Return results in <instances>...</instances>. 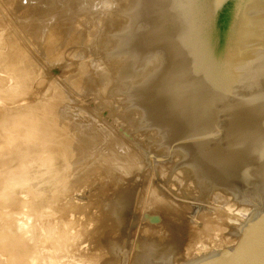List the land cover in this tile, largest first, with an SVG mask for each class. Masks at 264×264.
<instances>
[{
    "label": "rangeland",
    "instance_id": "obj_1",
    "mask_svg": "<svg viewBox=\"0 0 264 264\" xmlns=\"http://www.w3.org/2000/svg\"><path fill=\"white\" fill-rule=\"evenodd\" d=\"M69 1L72 3H70L71 5L68 3ZM69 1L15 0L12 2V0H5V3L4 0H0V40L2 41H0V96L4 98L7 96V93H9L10 95L12 94L11 96H17L19 102L21 101V105H18L19 102L16 101V103L14 102L15 104L10 102L14 105L10 106L11 104L9 102L5 103V100L1 101L2 99L0 98L2 106L3 104L6 106L9 103V107L7 105L8 109L7 107H4L5 109L2 108L0 104V119L1 117L7 119L6 122L4 121V127L0 124V145H2L3 148L8 147V142H10V145H14L17 143V140L14 139L16 137L17 139L20 137L19 141H23L24 138L27 137L28 132H33L32 129H27V125L36 119L37 114L40 115L39 117H43L39 127L46 128L41 135L43 137L41 138V136H39L41 139V141H39L41 142L40 145L39 142L36 144L37 147L39 145V149L35 146L34 140L32 141L34 144L31 140H26V144L24 140L22 142L23 144L13 146L15 148L11 149L13 151L8 152L10 156L7 155V159H0V189L6 188L2 191L8 194L9 192L6 191L7 189H9V191L11 190V193L13 191V194H9L12 195L11 197L0 190V212H2L0 216L3 217L1 223L4 224L2 225L0 223V233L2 235H0V244L3 245H0V252H2L0 253V259L2 258L4 260L6 256L5 262L9 264L16 262V260L14 261L13 255L11 256L15 251V259H19L17 260L19 262H16L17 264H21L24 259H28L29 253L33 256L29 254L28 261L30 260V264L36 259H39L38 264L39 261H41L40 264H52V262L54 264L55 260H58L55 261L56 264L57 262L61 264H171L170 259L172 258L170 255L176 253L180 254V252H182V254L186 253V250H184L186 247L185 249H187V252L188 249L190 251L193 250V253L190 254L192 256L189 255L188 257L191 260L189 259L187 263H184L189 264L194 260L221 251V249H217L227 242L226 235L228 233L226 230L221 231L213 228V225L219 224L221 222L219 219L223 217L222 213H218L217 207H215L216 205L214 204L215 202L212 201V196H214L215 193L217 194L216 190L219 189L220 192H224L222 190L226 191L228 188L227 190H229L230 194L237 196L241 201H255L260 203L261 205L259 207L262 206V209H264V34H260L261 38H256V33L252 27L247 41L244 40L241 42V49H239L234 61V69L230 71L229 75L227 73L228 70L223 73V75H216L213 73L214 71L211 72L210 70L213 67L205 63L209 56V52L204 43V39L199 37V35H203L201 30L197 29L199 24H197L194 18H192L193 16H191V7H193L194 0ZM249 7L247 11L248 19L255 20L256 16L260 15V12L263 10L261 8L264 7V5ZM49 12H51V14ZM108 15L111 16L109 17ZM100 16L103 18L106 16L107 18L103 20ZM28 18H30V20L31 18L35 20V23L36 20L38 22L36 24L33 22L26 28V26L29 25V21H26ZM53 18H56V21L60 19L58 21L59 23H56ZM46 19L49 21L47 22L48 27L50 25V28H52H49L51 32L53 29H59L57 30L58 33L56 31L57 34H55V36L51 35L53 36V40H51L50 37L48 40L47 34H44L47 38L46 36L44 38L40 36L42 32H44L42 25L46 23L44 22L47 21ZM1 20L4 23L1 22ZM41 20H43L42 25L39 23ZM52 21H55V24H53L54 22ZM106 21L108 22L105 23ZM103 23H105L106 26H104L105 28L103 27L102 30V27H99V25ZM38 24H40V28ZM57 25H59V28H57ZM60 25L63 27H60ZM23 26L25 30H23ZM73 26L80 30H78V32L77 30L72 31L69 39L66 32L68 29L71 31ZM19 27H21V29ZM11 28L15 30L12 31ZM17 28L20 31H18ZM28 28L35 30H28L30 32L27 31L26 34ZM36 28L43 31L37 30ZM93 28L95 30H100L98 32L99 36L96 35V37H98V46L96 44L95 47L97 48L88 47L89 49H86L85 47L87 46L84 45L81 40L85 41L87 39L86 36L94 32ZM4 30L5 35L3 34ZM194 30L198 31L196 32ZM62 31L65 33L63 34ZM35 32L40 34V38L36 37L38 34ZM30 33H34L33 36H31ZM28 34L30 35L27 37ZM2 35L3 37L5 36L4 38H7L2 39ZM65 35L66 42H64ZM13 36L14 39L12 38ZM17 36L18 38H15ZM59 36H62V38L59 40L55 38H59ZM32 37L37 38H34L35 42L42 40L43 45L40 41V46L38 45L39 43L36 44L35 42H31L34 41ZM72 37H76L77 39L74 38L76 41L81 38L79 40L81 43L77 45ZM83 37L85 40L82 39ZM28 38L32 40H28ZM100 38L101 40L104 39L100 41ZM201 38L202 40H200ZM43 39L53 42L48 43ZM68 39L70 42L67 41ZM71 39L74 41H71ZM12 42H14V45ZM32 43L34 45H31ZM51 44H53L52 47ZM62 44H64V48ZM38 46L40 49L39 52H37ZM24 49H26L28 53H26ZM22 50L23 52H21ZM60 50L62 53L66 51L64 52L65 54L61 55ZM40 51L43 53V56H41ZM82 52L83 54H81ZM91 53L94 57H97L95 58L96 61L98 57L100 60L103 59L101 62L104 61L105 67H103L104 64L102 65L100 60L98 61L102 66L101 68L98 61L95 62L94 66L91 64V72L89 71L90 76L94 74L95 67H99L101 70L98 71L99 69L96 68L95 75L93 77L91 76L94 78L97 73V77L94 78L96 80L94 84L96 89H94V85H92L93 81H90L92 78L88 76L91 78L87 79L90 83L82 80L81 84H83L84 87V83L86 84L85 89H87L88 84L90 86L88 87L89 89L77 92L76 90L78 89L75 85L78 83H73L74 79L77 78L80 73L79 68L82 64L80 60L84 58L82 61H87V56H89L87 58L89 60L90 56H92ZM97 53L99 54L97 55ZM69 54H73L74 56H70ZM15 55H17V57ZM23 55L24 57H22ZM58 56L61 57L59 58ZM7 58L8 60H6ZM27 58L28 61H26ZM13 61L18 63V65ZM260 61H262L263 64H260ZM68 64H71V66ZM238 65L240 66L239 69ZM34 67L36 72H39L36 73ZM106 67L109 70H107ZM41 68L42 70H40ZM217 68L219 71L221 70L219 66H217ZM8 69H10V71ZM15 71H18V73ZM102 71L104 73H102ZM109 73L112 75L111 77L108 75ZM39 74H42L41 77ZM63 77L65 79H63ZM221 78L223 81H221ZM97 82H99V85ZM109 82H111L112 85H110ZM107 83L109 85H107ZM98 86H102L103 89ZM104 87L107 90H105ZM56 88L60 89L57 90ZM99 89L102 91L100 92ZM25 90L28 92H25ZM2 93L6 95L3 96ZM23 95L32 96L30 98L27 96L28 98L25 100L22 98L24 97ZM63 95H65V97ZM71 106H73V108ZM44 107L46 108L44 109ZM1 110L5 111V113H2ZM19 110H23L21 115ZM82 112L84 115H82ZM30 113H32L31 115L34 119L31 117ZM138 113L139 116H137ZM3 114L6 115L3 117ZM68 114L69 118H67V121L65 116L68 117ZM24 115L26 117L30 115L29 119H22L21 121L23 123L20 122L14 127L12 119L18 122V119L20 120L22 118L21 116L24 117ZM62 119L65 120L64 125L61 124ZM60 124L63 125L61 128L62 130L57 133L65 134L64 138L69 141L70 139L72 141V138H70L71 133L77 131L74 130L75 127H72L77 124L80 125L81 128L83 125L86 127L92 125L94 129L100 127L101 129H97L100 130L98 131L99 135H104L103 132L110 133L113 130L114 132L112 131L109 135L111 137L112 134H115V141H110L114 140V136L112 135L113 138L111 137L112 139H108L111 144L107 141L102 145L98 144L100 146L96 148L93 145L90 147L91 144L89 143L87 144L84 142L83 144L81 142V145L78 144L76 147L73 146L74 149L72 150L75 152L71 153L74 156H69V154L71 155V153H69L68 156L66 155V157H64L63 153L66 151L65 148H68V145L66 146L63 143V146L62 144H58L57 141L54 143L52 140L49 141V143L47 138L49 135L56 132L57 126ZM5 125L7 127L10 125L12 127L9 126V128L6 129ZM122 125L124 126L122 127ZM13 127H19L20 129L17 128V132ZM86 127L84 128L86 129ZM13 130L17 133H14ZM21 130L24 134L21 133ZM6 132H10L9 135L6 134ZM82 132L84 133L86 131ZM19 133L26 135L23 138ZM12 134L14 135L13 137L11 136ZM10 137L13 138L12 141L16 143L12 144L13 142L9 141L11 139ZM118 138L120 140H118ZM26 139H28V137ZM121 139H124L125 142ZM41 144L43 145L41 146ZM105 144H107V148ZM113 144L115 145L114 149H116L113 150L114 155L110 152L112 151L110 147ZM24 145H26L30 151L34 150L31 152L28 150L24 153ZM59 145L62 146L60 147ZM16 146H18V149ZM42 147L44 148L42 149ZM58 147L61 148V151L65 149L64 152L57 149ZM70 148L67 150H70ZM101 148L103 150H101ZM40 149L42 150L40 151ZM85 149H89V152L94 150V155H92L94 158L92 156L90 157L89 153L84 154L83 152ZM107 149H110L109 152ZM20 151L23 152V155ZM12 152L14 153L13 156L16 157L11 155L13 154ZM52 152H56L57 154L54 153V155ZM36 153L38 155H36ZM108 153H110L111 156ZM87 155H89L90 158ZM19 156L23 158L20 159ZM99 156L101 157L99 158ZM108 156L109 158H114L112 165V160L110 158V161ZM67 157H70V159ZM77 159H79L78 162ZM196 165H198L201 172L204 171L205 177H200L199 179L195 175V169L196 171L199 169ZM78 168L79 170H77ZM182 172H185V177L190 178L191 183L188 182V184H184L182 182ZM69 177L71 180H69ZM69 181L71 185L73 184L72 186L68 185ZM220 183L226 184L222 185L225 189H222ZM67 185L68 187H66ZM56 190H58V192ZM55 191L57 193H54ZM53 195H55V197H51ZM56 196L59 197L57 198ZM4 197H7V199L10 197L12 200L10 198L8 200H11L10 202L12 203H8L7 199L6 201H2V199L5 200ZM53 199L55 201L54 203ZM3 202L6 203L4 204ZM7 204H10V207ZM13 204L15 206H13ZM16 204H18V206ZM4 205H7L5 206L6 208ZM26 205H30L31 207L29 206L26 208ZM49 205L52 207H49ZM12 206L15 207L14 210L18 207H24L21 209V212L19 211L20 208L17 209L18 211H14L11 209L13 208ZM55 207V211H57L59 215L53 211L51 213L49 212L51 211L50 208L53 210ZM29 208H33L32 210H34L32 212L34 215L32 216H35L37 211L40 213L36 214V216L33 217L34 219L30 218L32 216L26 212L28 211V213L31 214L32 210H26ZM60 209L64 210L61 211ZM15 212L16 215L14 214ZM24 212L25 214H23ZM46 212L50 213L51 218ZM11 213L13 214L11 215ZM25 215L28 216L25 217ZM37 216H39V218ZM36 217L39 220H37ZM149 217H157L160 221H150L148 219ZM43 219L49 222L45 223L46 221ZM249 219H247V222L243 223L244 226L253 220ZM28 220H30V222L32 221V223H28ZM22 222L24 225H22ZM37 223L39 224L37 225ZM57 225H61L58 228L61 231L58 229V231L55 230ZM94 225L95 227H93ZM27 226L30 229H28ZM65 226L69 229L65 230ZM22 227L27 229H23ZM21 230L22 232H20ZM18 232L20 234L24 233V235H20ZM41 232H43V234ZM64 232L66 233L63 234ZM15 233H18V235L16 234L17 238L13 235ZM48 233H50V235ZM52 233L56 234L55 237ZM3 235H6L5 238L8 237L6 241L3 240ZM25 235L27 236L25 237ZM20 236L23 238H21L23 241L19 239ZM10 239L12 241H10ZM17 239L23 243L19 241L22 246L25 245L23 248L17 247L16 249L18 244V246H20ZM2 240L5 242V246ZM13 240H16V243ZM26 242L28 245L31 244L32 247L29 245V248H25L28 246ZM6 243L9 244V250L5 249L8 245ZM12 244H16V246ZM234 245L235 244L231 246ZM212 246L215 247L216 250H211ZM13 247H15L16 250ZM20 248H25V251H27H22V257L19 253L21 252ZM11 249L14 251L12 252ZM30 249H32L33 251H31L34 253L29 251ZM10 258L13 259L10 260ZM3 260L0 261V264L3 263ZM8 260H10V262H8ZM28 261H24L23 264H29L25 263ZM33 264H37V261Z\"/></svg>",
    "mask_w": 264,
    "mask_h": 264
},
{
    "label": "bare ground",
    "instance_id": "obj_2",
    "mask_svg": "<svg viewBox=\"0 0 264 264\" xmlns=\"http://www.w3.org/2000/svg\"><path fill=\"white\" fill-rule=\"evenodd\" d=\"M1 1H2V0H1ZM10 1H11V0H10ZM14 1H15V0H14ZM14 1L12 0V2H14ZM62 1H63V0H62ZM67 1H69V0H67ZM71 1H72V0H71ZM4 2H5V0H4ZM4 2H2V3H4ZM12 2H11V3H12ZM64 2H65V1H64ZM75 2H78V1H75ZM109 2H110V1H109ZM2 3H1V4H2ZM5 3H6V2H5ZM8 3H9V2H8ZM68 3L70 4L71 2L69 1ZM79 3H80V2H79ZM263 3H264V1H263ZM66 4H67V3H66ZM71 4H72V3H71ZM71 4H70V5H71ZM80 4H81V3H80ZM106 4H107V3H106ZM8 5H9V4H8ZM8 5H7V6H8ZM12 5H14V4H12ZM3 6H4V5H3ZM9 6H10V5H9ZM9 6H8V8H9ZM68 6H69V5H68ZM116 6H117V5H116ZM77 7H78V6H77ZM62 8H63V7H62ZM64 8H66V7H64ZM67 8H68V7H67ZM22 9H23V8H22ZM263 9H264V8H263ZM31 10H32V9H31ZM51 10H52V9H51ZM64 10H65V9H64ZM33 11H34V10H33ZM58 11H59V10H58ZM69 11H70V10H69ZM81 11H82V10H81ZM191 11H192V14H193V15L191 14V16H193L192 18H194V20L197 22V24L199 23L202 27H204V28L206 27V28H207V25L205 24V22H204V21H200V20L197 18L198 16L195 15V9H194V6L191 7ZM54 12H55V11H54ZM49 13L51 14V12H49ZM78 13H79V12H78ZM54 14H55V13H54ZM66 14H67V13H66ZM79 14H80V13H79ZM189 14H190V13H189ZM20 16H21V15H20ZM31 16H33V15H31ZM61 16H62V15H61ZM61 16H60V17H61ZM67 16H69V15H67ZM67 16H66V17H67ZM79 16H80V15H79ZM97 16H98V15H97ZM106 16H107V15H106ZM106 16H105V18H107ZM108 16H109V15H108ZM110 16H111V15H110ZM110 16H109V17H110ZM260 16H261V15H260ZM10 17H12V16H10ZM28 17H29V16H28ZM50 17H51V15H50ZM52 17H53V16H52ZM57 17H58V16H57ZM60 17H59V18H60ZM100 17H102V16H100ZM0 18H1V17H0ZM69 18H70V17H69ZM105 18L102 17L103 20H104ZM116 18H118V17H116ZM5 19H6V18H5ZM23 19H24V18H23ZM44 19H45V18H44ZM44 19H43V20H44ZM48 19H49V18H48ZM48 19H46L47 21H44V22H46V23L43 24V25H42V23H43L42 21H43V20L39 21V23H41V25L43 26V27H42V26H41V27H42V29L44 30V32H42V35L38 34V32L43 31V30H40V29H39V28H40V26H39L40 24H38V27H39L38 29H39L40 31H38L37 33L35 32L36 34H38V36L35 35L36 37H39V35H40L41 37L44 38V37L46 36V35H44V34H47V35H48V40H49L50 38H51V40H53L52 37L55 36V34L58 33L57 30H59V29H57V28H59V25H57V28H56V26H55V28H56L57 30L53 29V31L51 32L50 29H52V28H50V25H49V27H48V23H47V22H49ZM53 19H54V18H53ZM75 19H76V18H75ZM96 19H97V18H96ZM14 20H15V19H14ZM20 20H21V18H20ZM24 20H25V19H24ZM49 20H52V19L50 18ZM54 20L56 21V18H55ZM59 20H60V19H58V20L56 21V23H59V22H58ZM68 20H70V19H68ZM87 20H88V19H87ZM93 20H94V19H93ZM107 20H109V19H107ZM8 21H10V20H8ZM22 21H23V20H22ZM22 21H21V23H22ZM26 21H29V22H28V23H29L28 26H26ZM26 21H25V26H26V28H27V27H29L30 24L33 23L35 20H33L32 18H31V20H30V18H28ZM55 21H52V22H54L53 24H55ZM98 21H99V20H98ZM98 21H97V22H98ZM1 22H3V21L1 20ZM6 22H7V21H6ZM37 22H38V21L36 20V23H37ZM52 22H51V24H52ZM62 22H63V21H62ZM71 22H72V21H71ZM107 22H108V21H106L105 23H107ZM3 23H4V22H3ZM7 23H8V22H7ZM34 23H35V22H34ZM36 23H35V24H36ZM66 23H67V22H66ZM68 23H69V22H68ZM78 23H79V22H78ZM82 23H83V22H82ZM82 23H81V24H82ZM85 23H86V22H85ZM105 23H103L102 25H99V27H100V26L102 27V28H101L102 30H103V27L106 26ZM112 23H113V22H112ZM8 24H9V23H8ZM19 24H20V23H19ZM60 24H61V23H60ZM100 24H101V22H100ZM110 24H111V23H110ZM1 25H2V24H1ZM16 25H18V24H16ZM23 25H24V23H23ZM32 25H33V24H32ZM32 25H31V28H32ZM46 25H47V27H46ZM64 25H65V23H64ZM7 26H8V25H7ZM33 26H35V25H33ZM44 26H45V28H44ZM61 26H62V25H60V27H61ZM67 26H68V25H67ZM107 26H108V25H107ZM242 26H243V27L240 26V28H239L240 32H243L242 29H244V30H245L244 32H246V33H242V34H243L245 37H246V34H247L248 37H249V32H250V31H249V28H251L252 25H249V21H247V20L245 21V20H244V23L242 24ZM0 27H1V26H0ZM36 27H37V26H36ZM52 27H53V25H52ZM62 27H63V26H62ZM79 27H80V26H79ZM99 27H98V28H99ZM19 28L21 29V27H19ZM23 28H24V29H23ZM23 28H22V29L25 30V27H24V26H23ZM31 28H28V29L26 30V34H27V31H28V30H35V29H31ZM33 28H34V27H33ZM49 28H50V29H49ZM73 28H74V29H73ZM73 28H71V31H69V29H68L67 32H66L67 35L69 36V39H70V36H71L70 33H71L72 31H76V30H77V32H78V30H80V29H77V27H75V26H73ZM94 28H95V27H94ZM94 28H93V29H94ZM96 28H97V27H96ZM104 28H105V27H104ZM107 28H108V27H107ZM9 29H10V28H9ZM17 29H18V28H17ZM36 29H37V28H36ZM38 29H37V30H38ZM62 29H63V28H62ZM62 29H61V30H62ZM91 29H92V28H91ZM1 30H2V29H1ZM11 30L13 31V30H15V29H14V28H13V29L11 28ZM82 30H83V29H82ZM104 30H105V29H104ZM7 31H10V30H7ZM18 31H20V30L18 29ZM18 31H17V32H18ZM45 31H46V32H45ZM56 31H57V33H56ZM83 31H84V30H83ZM83 31H82V32H83ZM99 31H100L99 29H98V30H95V29H94V32H91V33H89L88 36H86V37H87L86 40H85V38H84V37H85V35H84V37H83L82 39H84L85 41L81 40V42H83L84 45L87 46V47L84 46L86 49H89L88 47H90V48H91V47H92V48L95 47V45L97 44V38H98V37H96V35H98V32H99ZM28 32H30V31H28ZM59 32H60V31H59ZM68 32H69V33H68ZM102 32H103V31H102ZM7 33H9V32H7ZM7 33H6V36H7ZM11 33H12V32H11ZM11 33H10V34H11ZM31 33H32V32H31ZM31 33H30V34H31ZM40 33H41V32H40ZM62 33H63V31H62ZM64 33H65V32H64ZM64 33H63V34H64ZM75 33H76V32H75ZM100 33H101V32H100ZM3 34L5 35V30H4V33H3ZM10 34H9V35H10ZM12 34H15V33H12ZM22 34H23V33H22ZM30 34H28L27 37H28ZM33 34H34V33H33ZM33 34H31V36H33ZM59 34H60V33H59ZM80 34H81V33H80ZM101 34H102V33H101ZM51 35H53V36H51ZM86 35H87V34H86ZM68 36H67V37H68ZM74 36H75V35H74ZM77 36H78V34H77ZM98 36H99V35H98ZM0 37H1V35H0ZM4 37H5V36H4ZM4 37H3V35H2V39H3ZM25 37H26V36H25ZM36 37H32V38H33V39H34V38L37 39ZM49 37H50V38H49ZM78 37H79V36H78ZM199 37H202V38L205 40V36H204V35H202V36L199 35ZM6 38H7V37H6ZM6 38H4V39H6ZM12 38L14 39V36H13ZM15 38H18V36L15 37ZM39 38H40V37H39ZM46 38H47V36H46ZM55 38L59 40L60 38H62V36H61V37L59 36V38H58V37H55ZM65 38H66V35H65V37H64V42H66V41H65ZM74 38L77 39L76 37H74ZM74 38L72 37V39H74ZM202 38H201L200 40H202ZM246 38H247V37H246ZM25 39H27V38H25ZM29 39H30V38H28V40H29ZM35 39H34V41H31V42H35ZM69 39H68L67 41H69ZM72 39H71V41H74V40H75V39H74V40H72ZM80 39H81V38H79V40H80ZM103 39H104V38H103ZM103 39H102V40H103ZM30 40H32V39H30ZM43 40H45V39H43ZM54 40H55V39H54ZM79 40H77V41L75 40V43H77V45L81 43ZM102 40H101V38H100V41H102ZM0 41H1V40H0ZM36 41H37V40H36ZM39 41H40V43L43 45L42 40H39ZM39 41H38V42H35V43L37 44V43H39ZM45 41H47V40H45ZM45 41H44V42H45ZM55 41H57V40H55ZM61 41H62V40H61ZM78 41H79V43H78ZM98 41H99V40H98ZM1 42H2V41H1ZM7 42H8V41H7ZM47 42L49 43L50 41H47ZM52 42H53V41H51L50 43H52ZM58 42H59V41H58ZM58 42H57V43H58ZM69 42H70V41H69ZM199 42H201V41H199ZM205 42L207 43V40H206ZM263 42H264V41H263ZM40 43L38 44L39 46H40ZM54 43H56V42H54ZM61 43H62V42H61ZM61 43H60V44H61ZM83 43H82V44H83ZM98 43H100V42H98ZM5 44H6V43H5ZM12 44L14 45V42H12ZM36 44H35V47H36ZM44 44H46V43H44ZM13 45H12V46H13ZM18 45H19V44H18ZM25 45H26V44H25ZM27 45H28V44H27ZM31 45H34V44L32 43ZM52 45H53V44H51V47H52ZM63 45H64V44H62V47H63ZM65 45H66V44H65ZM73 45H74V43H73ZM197 45H198V44H197ZM5 46H6V48H7V44H6ZM8 46H9V45H8ZM39 46H38V51H37V52H39V50H40V49H39ZM59 46H60V45H59ZM74 46H75V45H74ZM82 46H83V45H82ZM97 46H98V44H97ZM45 47H47V46H45ZM56 47H57V46H56ZM42 48H43V47H42ZM58 48H59V47H58ZM63 48H64V47H63ZM82 48H83V47H82ZM82 48H81V50H82ZM95 48H97V47H95ZM7 49H8V48H7ZM13 49H14V48H13ZM13 49H12V50H13ZM17 49H19V48H17ZM32 49H33V47H32ZM34 49H35V48H34ZM36 49H37V47H36ZM51 49H52V48H51ZM51 49H50V50H51ZM65 49H66V48H65ZM69 49H70V48H69ZM78 49H80V48H78ZM24 50H26V49H24ZM55 50H56V49H55ZM62 50H63V49H62ZM66 50H67V49H66ZM81 50H80V51H81ZM91 50H92V49H91ZM91 50H90V51H91ZM95 50H96V49H95ZM98 50H99V47H98ZM98 50H97V52H98ZM10 51H11V50H10ZM42 51H43V50H42ZM58 51H59V50H58ZM83 51H84V50H83ZM87 51H88V50H87ZM99 51H100V50H99ZM5 52H6V51H5ZM21 52H23V50H22ZM25 52L28 53L27 50H26ZM30 52H31V51H30ZM30 52H29V53H30ZM64 52H66V51H64ZM64 52L62 53V51L60 50L61 55H62V54H65ZM78 52H79V50H78ZM84 52H85V51H84ZM93 52H94V49H93ZM0 53H1V52H0ZM40 53H41V51H40ZM40 53H39V54H40ZM57 53H58V52H57ZM60 53H59V54H60ZM76 53H77V52H76ZM234 53H235V51H234L233 54L231 55V58H232L233 56H235V57L233 58L232 62L229 63V66H228V68H227L228 72H227V70H226V72L228 73V75L230 74V71H231L232 69H234V67H235L234 61H235V58H236V56H237V54H238V51H236L235 55H234ZM23 54H25V53H23ZM31 54H32V52H31ZM42 54H43V53H41V56H43ZM46 54H47V53H46ZM73 54H74V53H73ZM73 54H72V55H73ZM81 54H83V52H82ZM91 54H92V53H91ZM98 54H99V53H97V55H98ZM100 54H101V53H100ZM18 55H19V53H18ZM25 55H26V54H25ZM37 55H38V54H37ZM69 55L72 56L71 54H69ZM85 55H86V54H85ZM88 55H89V54H88ZM15 56L17 57V55H15ZM26 56H27V55H26ZM26 56H25V59H26ZM53 56H54V55H53ZM56 56H57V55H56ZM73 56H74V55H73ZM79 56H80V55H79ZM13 57H14V55H13ZM22 57H24V55H23ZM22 57H21V58H22ZM27 57H28V56H27ZM33 57H34V56H33ZM44 57H45V56H44ZM58 57L60 58L61 56H58ZM67 57H68V56H67ZM75 57H76V56H75ZM88 57H89V56H87V58H88ZM9 58H10V57H9ZM34 58H35V57H34ZM41 58H42V57H41ZM82 58H83V57H82ZM82 58H81V59H82ZM87 58H86L87 61H84V62L82 61L84 58H83L82 60H80V62H82L81 66H80V68H79V72H80V73L78 74L79 76H77V78L74 79V83H73V84H77V83H78V84L80 85V86H79L78 84L75 85V86L77 87V89H78V90H76L77 92L80 91V90H88V89H89L88 87H90V86H89L88 84H87V86H88L87 89H85V88H86V84H85L84 82H89V80L87 81V79H91V78L95 75V70H96V68L99 69V67H95V68H94V69H95V70H94V74L91 75V76H92V77H91L90 74H89V71H90V68H91L90 66H91V64H92V66H94L95 62H97V61L100 60V59H99V57H98V60L96 61L95 58H97V57H94L93 54H92V56H90V59H89V60H88ZM100 58H101V57H100ZM102 58H103V57H102ZM1 59H2V57H1ZM4 59H5V58H4ZM12 59H13V58H12ZM30 59H31V58H30ZM62 59H63V58H62ZM62 59H61V60H62ZM67 59H69V58H67ZM6 60H8V58H7ZM38 60H39V59H38ZM75 60H76V59H75ZM75 60H74V61H75ZM102 60H103V59H102ZM102 60H100V62H101ZM4 61H5V60H4ZM16 61H17V59H16ZM26 61H28V58H27ZM35 61H36V60H35ZM74 61H73V62H74ZM11 62H12V61H11ZM13 62H14V61H13ZM39 62H40V61H39ZM52 62H53V61H52ZM58 62H59V60H58ZM68 62H69V61H68ZM103 62H104V61H103ZM103 62H101L102 65L104 64ZM260 62H261L260 64H263L262 61H260ZM14 63H15V62H14ZM25 63H26V62H25ZM62 63H63V62H62ZM69 63H71V62H69ZM98 63H99V61H98ZM241 63H242V62H241ZM10 64H11V63H10ZM15 64L18 65V63H15ZM19 64H20V63H19ZM30 64H31V63H30ZM96 64H97V63H96ZM2 65H3V64H2ZM12 65H13V64H12ZM16 65H15V67H16ZM23 65H24V64H23ZM23 65H22V66H23ZM25 65H26V64H25ZM31 65H32V64H31ZM68 65H69V64H68ZM72 65H73V64H72ZM33 66H34V65H33ZM39 66H40V65H39ZM69 66H71V64H70ZM96 66H98V65H96ZM99 66H100V68L102 67V66L100 65V63H99ZM206 66H207V65H206ZM41 67H42V65H41ZM50 67H51V66H50ZM103 67H105V64H104ZM207 67L210 68L209 66H207ZM239 67H240V66L238 65V69H239ZM8 68H9V67H8ZM39 68H40V67H39ZM51 68H52V67H51ZM71 68H72V67H71ZM106 68H107V67H106ZM208 68H207V69H208ZM34 69H35V67H34ZM34 69H33V70H34ZM37 69H38V68H37ZM212 69H213V68H212ZM212 69H210L211 72H213V71H217V72H218V69H213V70H212ZM5 70H6V69H5ZM8 70L10 71V69H8ZM40 70H42V68H41ZM104 70H105V68H104ZM107 70H109V69L107 68ZM27 71H28V70H27ZM27 71H26V72H27ZM64 71H65V70H64ZM98 71H101V70L99 69ZM15 72L18 73V71H15ZM26 72H25V73H26ZM33 72H34V71H33ZM33 72H32V73H33ZM35 72H36V69H35ZM35 72H34V73H35ZM37 72H39V71H37ZM37 72H36V73H37ZM41 72H42V71H41ZM66 72H67V71H66ZM68 72H69V71H68ZM90 72H91V71H90ZM108 72H109V71H108ZM206 72H207V70H206ZM209 72H210V71H209ZM77 73H78V72H77ZM102 73H104V72L102 71ZM42 74H43V73H42ZM42 74H41V75H42ZM62 74H64V73H62ZM68 74H69V73H68ZM91 74H92V73H91ZM99 74H100V73H99ZM99 74H98V76H99ZM106 74H107V73H106ZM111 74H112V73H111ZM13 75H14V73H13ZM33 75H34V74H33ZM37 75H38V74H37ZM39 75H40V74H39ZM41 75H40V77H41ZM65 75H66V74H65ZM65 75H64V76H65ZM108 75H110V73H109ZM108 75H107V76H108ZM59 76H60V75H59ZM62 76H63V75H62ZM88 76L91 77V78H89ZM104 76H105V75H104ZM104 76H103V78H104ZM111 76H112V75H110V77H111ZM56 77H57V76H56ZM96 77H97V73H96ZM96 77H94V78H96ZM100 77H101V76H100ZM57 78H60V77H57ZM94 78H92V79L90 80L91 82L93 81V82H92L93 84L91 83L92 85H94V84H95V81H96ZM103 78H102V79H103ZM112 78H113V77H112ZM261 78H262V76H261ZM38 79H39V78H38ZM51 79H52V78H51ZM63 79H65V78L63 77ZM68 79H69V78H68ZM100 79H101V78H100ZM110 79H111V78H110ZM25 80H26V79H25ZM36 80H37V79H36ZM82 80L84 81L83 83H84L85 87L83 86V84H81V81H82ZM41 81H42V80H41ZM68 81H69V80H68ZM77 81H78V82H77ZM97 81H98V80H97ZM99 81H100V80H99ZM108 81H110V80H108ZM75 82H76V83H75ZM100 82H101V81H100ZM104 82H105V81H104ZM52 83H53V82H52ZM71 83H72V82H71ZM71 83H70V84H71ZM89 83H90V82H89ZM98 83H99V82H97V84H98ZM102 83H103V82H102ZM109 83H110V85H112L111 82H109ZM112 83H113V81H112ZM68 84H69V83H68ZM73 84H71V85H73ZM100 84H101V83H100ZM39 85H40V84H39ZM58 85H60V84H58ZM98 85H99V84H98ZM102 85H105V84H102ZM107 85H109V84L107 83ZM15 86H16V85H15ZM21 86H22V85H21ZM21 86H20V87H21ZM54 86H55V85H54ZM56 86H57V85H56ZM68 86H70V85H68ZM75 86H74V87H75ZM96 86H97V85H96ZM18 87H19V86H18ZM18 87H17V88H18ZM74 87H73V88H74ZM92 87H93V86H92ZM98 87H100V86H98ZM101 87H102V86H101ZM101 87H100V88H101ZM10 88H11V87H10ZM24 88H25V87H24ZM104 88H105V87H104ZM15 89H16V87H15ZM56 89H57V88H56ZM59 89H60V88H59ZM59 89H57V90H59ZM71 89H72V88H71ZM75 89H76V88H75ZM90 89H93V88H90ZM94 89H96V88H95V85H94ZM102 89H103V87H102ZM36 90H37V89H36ZM62 90H63V89H62ZM105 90H107V89L105 88ZM55 91H56V90H55ZM64 91H65V90H64ZM92 91H93V90H92ZM99 91H100V89H99ZM101 91H102V90H101ZM101 91H100V92H101ZM5 92H6V91H5ZM22 92H23V91H22ZM22 92H21V93H22ZM25 92H28V91L25 90ZM73 92H74V91H73ZM83 92H84V91H83ZM83 92H82V93H83ZM87 92H88V91H87ZM87 92H85V93H87ZM93 92H94V91H93ZM11 93H12V92H11ZM31 93H32V92H31ZM57 93H58V92H57ZM0 94H1V93H0ZM54 94H55V93H54ZM60 94H61V93H60ZM79 94H80V93H79ZM2 95H3V93H2ZM5 95H6V94H4L3 96H5ZM8 95H9V96H8ZM11 95H12V94H11ZM11 95H10L9 93H7V96H5L4 98H1L2 96H0V98L2 99L1 101H4V100H5V103H7V102H9V103H10V102H11V103H12V102H13V103L15 102V103H16V101L19 102L17 96L15 97V96H11ZM21 95H22V94H21ZM29 95H30V94H29ZM29 95H26V96L23 95L24 97H22V96H21V97H22L23 99L27 100L26 98H28L27 96H29ZM81 95H82V94H81ZM88 95H89V94H88ZM31 96H32V95H31ZM31 96H29V98H30ZM50 96H51V95H50ZM54 96H55V95H54ZM61 96H62V95H61ZM61 96H60V97H61ZM63 96L65 97V95H63ZM85 96H86V95H85ZM7 97H8L9 99H8ZM13 97H14V98H13ZM21 97H20V98H21ZM64 97H63V98H64ZM66 97H67V96H66ZM71 98H72V97H71ZM21 100H22V99H21ZM25 100H23V101H25ZM74 100H75V99H74ZM23 101H22V102H23ZM36 101H37V100H36ZM62 101H64V100H62ZM70 101H71V99H70ZM72 101H73V99H72ZM55 102H56V101H55ZM9 103L7 104L8 107H9ZM11 103H10V104H11ZM15 103H14V104H15ZM20 103H21V101L18 103V105H19ZM56 103H57V102H56ZM73 103H74V101H73ZM115 103H116V102H115ZM0 104H1V103H0ZM71 104H72V103H71ZM71 104H70V105H71ZM7 105L5 106V105L3 104V106H2V104H1L2 108H4V107L6 108ZM12 105H13V104H11L10 106H12ZM20 105H21V104H20ZM64 105H65V104H64ZM67 105H68V104H67ZM72 105H73V104H72ZM97 105H98V104H97ZM103 105H104V104H103ZM13 106H14V105H13ZM8 107H7V109H8ZM38 107H39V106H38ZM57 107H58V106H57ZM71 107L73 108V106H71ZM0 108H1V107H0ZM5 108H4V109H5ZM22 108H23V107H22ZM41 108H42V107H41ZM45 108H46V107H44V109H45ZM75 108H76V107H75ZM4 109H3V110H4ZM67 109H68V108H67ZM129 109H130V108H129ZM3 110H1V112H2V113H3V112L5 113V111H3ZM20 110H21V108H20ZM20 110H19V112H20V115H21V112H22L23 110H22V111H20ZM24 110H25V109H24ZM36 110H38V109H36ZM41 110H43V109H41ZM41 110H40V111H41ZM59 110H60V109H59ZM80 111H81V110H80ZM86 111H87V110H86ZM92 111H93V110H92ZM95 111H97V110H95ZM6 112H7V111H6ZM68 112H69V111H68ZM78 112H79V111H78ZM23 113H24V112H23ZM44 113H45V112H44ZM84 113H85V112H84ZM142 113H144V112H142ZM24 114H25V113H24ZM27 114H28V113H27ZM31 114H32V113H30V115H31ZM36 114H37V113H36ZM49 114H50V113H49ZM52 114H53V113H52ZM93 114H94V113H93ZM136 114H137V113H136ZM4 115H6V114H3V117H4ZM7 115H8V114H7ZM30 115L27 116V117H26L25 115H24V117L21 116L22 118H21L20 120L18 119V122L14 121V120L12 119V121H13V123H12L13 126L16 127L18 123L22 122V121H21L22 119L24 120V118L29 119ZM70 115H71V114H70ZM82 115H84L83 112H82ZM86 115H87V113H86ZM86 115H85V116H86ZM0 116H1V114H0ZM36 116H37L36 119H34V118L32 117V115H31V117L34 119V120H33L34 122L31 121V122L27 125V129H29V130L32 129V131H33V132H28V135L30 134L29 136L27 135L28 139H26L27 137L24 138V136H25L26 134H25V135H22V134H21V133L24 134V132H22V130H21V133H19V134H21V136L24 138L25 143H26V140H28V141L31 140V142L34 140L33 142L35 143V146H36V144H38L39 141H41V139L39 138V136H41V135L43 134V131L46 130L45 127H39L40 122L42 121V118H43V117H39V116H40L39 114H37ZM50 116H51V115H50ZM67 116H68V117L65 116L66 120H67V118H69V114H68ZM92 116H93V115H92ZM95 116H96V115H95ZM97 116H98V115H97ZM137 116H139V113H138ZM5 117H6V116H5ZM7 117H8V116H7ZM9 117H10V116H9ZM54 117H55V116H54ZM79 117H80V115H79ZM93 117H94V116H93ZM17 118H18V117H17ZM99 118H100V117H99ZM48 119H49V118H48ZM50 119H51V117H50ZM72 119H73V118H72ZM81 119H82V118H81ZM88 119H89V118H88ZM6 120H7L6 118H2V117H1V119H0V124L3 125V127H4V121L6 122ZM44 120H45V119H44ZM62 120H63V121H62ZM62 120H61V124L64 125V124H65V123H64L65 120H64V119H62ZM83 120H84V119H83ZM142 120H143V119H142ZM67 121H68V120H67ZM67 121H66V122H67ZM74 121H75V120H74ZM99 121H100V120H99ZM14 122H15V123H14ZM25 122H26V120H25ZM90 122H91V121H90ZM97 122H98V121H97ZM116 122H117V121H116ZM22 123H23V122H22ZM42 123H43V122H42ZM48 123H49V122H48ZM84 123H85V122H84ZM8 124H9V123H8ZM12 124H10V125H12ZM14 124H16V125H14ZM61 124L58 125L59 127L57 126L56 132H54L52 135H49V137H47V138H48V142L52 140V141H54V143L57 141L58 144H62L63 146H64V144H65L66 146L68 145V148H65V149H66V151H65L66 153L64 152L65 149L62 150V151L64 152V153H63V156H64V157H66V155L68 156V154L71 153V152H72V153L75 152L74 150H72V149H74L73 146L76 147V146H77L78 144H80L81 142H82L83 144H84V142L87 143V144L89 143V144H91L90 147H92V145H93V146L96 148V147H99V146H100V145H98V144H101V145H102V144L106 143V142L108 141L109 138L112 139L113 136L115 135V134H112V135H113V136L111 135L112 138H111L110 135H109V134H111V132H112L113 130H112L110 133L105 132L106 134L102 131L104 135H102V134L99 135V132H98V131H100V130H97V129H98V128L101 129L100 127H97V129H96V128L94 129V127H92V125H89V126H87V127L83 125V127L81 128V126L77 124V125H74L73 127L71 126L72 128L75 127L74 130H77V131H76V132L74 131L75 133H74V132L71 133V137H70V138H72V141H71V139H70V141H69V140H66V138H64V135H65V134L63 135V134H61V133H60V134L57 133L58 131L62 130L61 128H62L63 125H61ZM97 124H99V123H97ZM119 124H120V123H119ZM1 125H0V126H1ZM6 125H7V124H6ZM6 125H5V126H6ZM10 125H8V127L6 126V129L9 128ZM81 125H82V124H81ZM116 125H117V124H116ZM120 125H121V124H120ZM65 126H66V125H65ZM69 126H70V125H69ZM103 126H104V125H103ZM103 126H102V127H103ZM112 126H114V125H112ZM123 126H124V125H122V127H123ZM10 127H12V126H10ZM14 127H13V128H14ZM19 127H20V126H19ZM19 127H17V128L20 129ZM51 127H52V126H51ZM66 127H67V126H66ZM66 127H65V128H66ZM84 127H86V129H85ZM104 127H105V126H104ZM116 127H117V126H116ZM17 128H14V129L17 131ZM63 128H64V127H63ZM118 128H119V127H118ZM118 128H117V129H118ZM4 129H5V128H4ZM6 129H5V130H6ZM21 129H22V128H21ZM25 129H26V127H25ZM83 129H84V130H83ZM106 129H107V128H106ZM112 129H113V128H112ZM8 130H11V129H8ZM104 130H105V129H104ZM107 130H108V129H107ZM114 130H115V129H114ZM6 131H7V130H6ZM13 131H14V130H13ZM16 131H14V133H17V132H18V131H17V132H16ZM24 131H26V130H24ZM49 131H50V130H49ZM66 131H67V130H66ZM70 131H71V130H70ZM70 131H69V132H70ZM82 131H86V132L83 133ZM109 131H110V130H109ZM123 131H124V130H123ZM10 132H11V131H10ZM10 132H9V133H10ZM47 132H48V131H47ZM47 132H46V133H47ZM61 132H62V131H61ZM69 132H68V135H69ZM97 132H98V133H97ZM113 132H114V131H113ZM9 133L6 132V134H8V135H9ZM11 133H12V132H11ZM14 133H13V134H14ZM192 133H193V131H192ZM13 134L11 135L12 137L15 135V134H14V135H13ZM19 134H18V135H19ZM117 134H118V133H117ZM16 135H17V134H16ZM62 135H63V136H62ZM106 135H107V136H106ZM1 136H2V135H1ZM47 136H48V135H47ZM130 136H131V135H130ZM18 137H19V136H18ZM22 137H21V138H22ZM42 137H43V136H41V138H42ZM106 137H107V138H106ZM10 138H11V137H10ZM120 138H122V137H120ZM12 139H13V138H11L9 141H12ZM14 139L17 140V143L12 141V142H13V143L11 142L12 144H14V143H16V144H14V145H18V144L21 145V144H23L22 142H23L24 140H23V141H19L20 137H19V139H17V137L14 138ZM15 140H14V141H15ZM21 140H22V139H21ZM43 140H44V139H43ZM118 140H120V139L118 138ZM121 140L124 141V139H121ZM68 141H69V142H68ZM110 141L114 142V141H115V136H114V140H110ZM110 141H108V142H110ZM135 141H136V140H135ZM31 142H28V143H31ZM33 142H32V143H33ZM124 142H125V141H124ZM126 142H127V141H126ZM9 143H10V142L7 143V146H8V147H4V148H3L2 145H0V159H1V158H6L7 155L10 156V155L8 154V152L13 151V150H11V149H12V148H15V147H13L14 145H10ZM34 143H33V144H34ZM40 143H41V142H39V145H40ZM44 143H45V142H44ZM49 143H50V142H49ZM63 143H64V144H63ZM82 143H81V144H82ZM26 144H27V143H26ZM81 144H80V145H81ZM110 144H111V142H110ZM115 144H116V143H115ZM39 145H38V147H39ZM42 145H43V144H41V146H42ZM62 145H59V146L61 147ZM105 145H106L105 147L107 148V144H105ZM116 145H117V144H116ZM4 146H6V145H4ZM28 146H29V144H28ZM112 146H113V148H112ZM112 146L110 147V148L112 149V151H110V152L113 154V150H116V149H114V147H115L114 144H113ZM117 146H118V145H117ZM16 147H17V149H18V146H16ZM36 147H37V146H36ZM38 147H37V148H38ZM70 147H71V148H70ZM103 147H104V146H103ZM23 148H24V151H25L24 153H26V152L29 150L28 147H26V145H24ZM33 148H35V147H33ZM43 148H44V147H42V149H43ZM48 148H49V147H48ZM69 148H70V150H67V149H69ZM108 148H109V147H108ZM117 148H118V147H117ZM19 149H20V146H19ZM26 149H27V150H26ZM35 149H36V148H35ZM38 149H39V148H38ZM42 149H40V151H41ZM57 149H59V150L61 151V148L58 147ZM123 149H124V148H123ZM15 150H16V149H15ZM21 150H22V148H21ZM33 150H34V149H33ZM33 150H31V151H33ZM59 150H58V152H59ZM81 150H82V149H81ZM88 150H89V149H88ZM88 150L85 149L84 152H83V151H80V152H83L84 154H85V153H86V154L89 153V154H90V157H91L92 155H94V150H93L92 152H91V151L89 152ZM101 150H103V149L101 148ZM107 150H108V152H109L110 149H107ZM107 150H106V151H107ZM16 151H17V150H16ZM29 151H30V150H29ZM31 151H30V152H31ZM40 151H39V152H40ZM56 151H57V150H56ZM62 151H61V152H62ZM121 151H122V150H121ZM20 152H22V151H20ZM34 152H36V151H34ZM42 152H43V151H42ZM45 152H47V151H45ZM95 152H96V151H95ZM115 152H116V151H115ZM115 152H114V153H115ZM12 153H13V152H12ZM32 153H33V152H32ZM52 153L54 154V153H56V152H52ZM72 153H71V155L69 154V156H74V155H72ZM96 153H97V152H96ZM96 153H95V154H96ZM123 153H124V152H123ZM135 153H136V152H135ZM21 154L23 155V152H22ZM34 154H35V153H34ZM41 154H42V153H41ZM56 154H57V153H56ZM99 154H100V152H99ZM108 154L110 155V153H108ZM117 154H119V153H117ZM117 154H115V155H117ZM11 155L13 156L14 153L11 154ZM28 155H29V154H28ZM36 155H38V154L36 153ZM50 155H51V154H50ZM54 155H55V154H54ZM58 155H60V154H58ZM80 155H81V154H80ZM101 155H102V154H101ZM113 155H114V154H113ZM34 156H35V155H34ZM87 156L89 157V155H87ZM97 156H98V155H97ZM106 156H107V155H106ZM106 156H105V157H106ZM110 156H111V155H110ZM13 157H16V156H13ZM13 157H11V158H13ZM19 157H20V156H19ZM31 157H32V156H31ZM42 157H43V156H42ZM56 157H57V155H56ZM77 157H78V156H77ZM83 157H84V156H83ZM83 157H82V158H83ZM90 157H89V158H90ZM92 157H93V156H92ZM100 157H101V156H99V158H100ZM7 158H8V157H7ZM7 158H6V159H7ZM21 158H23V157H20V159H21ZM24 158H25V157H24ZM67 158L70 159V157H67ZM79 158H80V157H79ZM84 158H85V157H84ZM93 158H94V157H93ZM110 158H111V157H110ZM110 158H109V156H108V159H109V160H110ZM117 158H118V157H117ZM32 159H33V158H32ZM35 159H36V158H35ZM49 159H50V158H49ZM52 159H53V157H52ZM62 159H63V158H62ZM113 159H114V158H111V160H112L111 165H112V163H113ZM56 160H57V159H56ZM74 160H75V159H74ZM78 160H79V159H77V162H78ZM80 160H81V159H80ZM99 160H100V159H99ZM105 160H106V159H105ZM109 160H108V161H109ZM111 160H110V161H111ZM81 161H82V160H81ZM85 161H86V159H85ZM89 161H90V160H89ZM120 161H121V159H120ZM61 162H62V161H61ZM64 162H65V161H64ZM68 162H69V161H68ZM68 162H67V163H68ZM90 162H91V161H90ZM95 162H96V160H95ZM126 162H127V160H126ZM21 163H22V161H21ZM96 163H97V162H96ZM109 163H110V162H109ZM119 163H120V162H119ZM62 164H65V163H62ZM80 164H81V163H80ZM92 164H93V163H92ZM98 164H99V163H98ZM123 164H124V163H123ZM202 164H203V163H202ZM68 165H69V164H68ZM90 165H91V164H90ZM93 165H94V164H93ZM93 165H91V166H93ZM96 165H97V164H96ZM118 165H119V164H118ZM120 165H121V164H120ZM78 166H80V165H78ZM103 166H104V164H103ZM122 166H123V165H122ZM196 166H197V168H199L198 165H196ZM67 167H68V166H67ZM84 167H85V166H84ZM88 167H89V166H88ZM93 167H94V166H93ZM109 167H110V165H109ZM119 167H120V166H119ZM194 167H195V166H194ZM64 168H65V167H64ZM91 168H92V167H91ZM91 168H90V169H91ZM94 168H95V167H94ZM94 168H93V169H94ZM120 168H121V167H120ZM122 168H123V167H122ZM195 168H196V167H195ZM203 168H204V167H203ZM206 168H207V167H206ZM52 169H53V168H52ZM56 169H57V168H56ZM65 169H66V168H65ZM75 169H76V168H75ZM90 169H89V170H90ZM93 169H92V170H93ZM105 169H106V167H105ZM105 169H104V170H105ZM204 169H205V168H204ZM204 169H203V170H204ZM66 170H67V169H66ZM77 170H79V168H78ZM108 170H109V169H108ZM115 170H116V169H115ZM118 170H119V168H118ZM152 170H153V169H152ZM165 170H166V169H165ZM212 170H213V169H212ZM59 171H60V169H59ZM71 171H72V169H71ZM121 171H122V170H121ZM121 171H120V172H121ZM53 172H54V171H53ZM73 172H74V171H73ZM85 172H86V169H85ZM87 172H88V171H87ZM106 172H107V170H106ZM109 172H110V170H109ZM194 172H195V175H196L199 179H200V177H202V178L205 177V175H204V171L201 172L200 168L198 169V171H196V169H195ZM111 173H112V172H111ZM115 173H116V172H115ZM211 173H212V172H211ZM57 174H58V172H57ZM71 174H72V172H71ZM78 174H79V173H78ZM83 174H84V173H83ZM119 174H120V173H119ZM119 174H118V175H119ZM164 174H165V173H164ZM182 174H183V179H182L183 181H182V182H183L184 184H186V183L188 184V182L191 183L190 178L185 177V172H182ZM112 175H114V174H112ZM208 175H209V174H208ZM56 176H57V175H56ZM81 176H82V175H81ZM67 177H68V176H67ZM70 177H71V176H70ZM70 177H69V178H70ZM109 177H110V176H109ZM120 177H122V176H120ZM184 177H185V179H184ZM82 178H83V177H82ZM106 178H108V177H106ZM177 178H178V176H177ZM76 179H77V177H76ZM111 179H112V178H111ZM115 179H116V178H115ZM188 179H189V180H188ZM220 179H221V178H220ZM69 180H71V178H70ZM112 180H113V179H112ZM176 180H177V179H176ZM61 181H62V180H61ZM61 181H60V182H61ZM110 181H111V180H110ZM119 181H120V180H119ZM119 181H118V182H119ZM216 181H217V180H216ZM222 181H223V180H222ZM192 182H193V181H192ZM217 182H218V181H217ZM220 182H221V180H220ZM223 182H224V181H223ZM23 183H24V182H23ZM70 183H71V182L69 181V184H68V183H67V184H68V185H71ZM214 183H215V182H214ZM57 185H58V184H57ZM65 185H66V184H65ZM68 185H67L66 187H68ZM72 185H73V184H72ZM72 185H71V186H72ZM189 185H190V184H189ZM189 185H187V186H189ZM191 185H192V184H191ZM220 185L222 186V185H226V184H225V183H220ZM150 186H151V185H150ZM187 186H186V188H187ZM221 186H220V188H221ZM3 188H4V187H3ZM61 188H62V187H61ZM226 188H227V187H226ZM4 189H6V188H4ZM4 189H2V190H4ZM62 189H63V188H62ZM66 189H67V188H66ZM71 189H72V187H71ZM222 189H225V187L222 186ZM227 189H228V188H227ZM227 189H226V191H225V190H222V191H224V192H220V190L218 189L219 192H218V190H216V191H217V194L215 193L214 196L211 195V196H212V199H213L212 201L215 202L214 204L216 205L215 207H217L218 213L220 212V213L223 214V217H222L221 219H219V220H221V222H220L219 224H215V225H213V228H215V230H221V231H222V230H226L227 233H228V234L226 235V236H227V238H226V241H227V242H225V243L223 244V246L220 247V248L217 249V250H220V249L223 250V249H225L226 247L231 246V245L237 243V240H239V238H241V237H240V236L242 235L241 232L244 231V228H245L249 223H251V222H249L246 226H244L243 223H244V222H247V219H249V218L254 220V219H255L254 217L256 216V214L259 213L258 211L262 209V206L259 207V206L261 205L260 203H257V202L252 201V200H251V201H249V200H248V201H241L237 196H235V195H233V194H230L229 190H227ZM0 190H1V189H0ZM2 190H1V191H2ZM67 190L70 191L69 189H67ZM6 191H8L9 194H13V191H12V193H11V192H10L11 190L9 191V189H7ZM56 191L58 192V190H56ZM56 191H55L54 193H57ZM2 192L4 193V191H2ZM2 192H1V193H2ZM213 193H214V192H213ZM4 194L7 195L8 193H4ZM4 194H3V195H4ZM9 194H8V196H11V197H12V195H9ZM59 194H61V193H59ZM62 194H63V193H62ZM224 194H225V195H224ZM6 195H4V196H6ZM56 195H57V194H56ZM154 195H155V194H154ZM8 196H7V197H8ZM2 197H3V196H2ZM7 197H6V198L4 197L5 200H3V199L1 198L2 201H6ZM51 197H55V195H53V196H51ZM56 197H57V196H56ZM58 197H59V196H58ZM58 197H57V198H58ZM150 197H151V196H150ZM9 198H10V197H9ZM9 198H8V199H9ZM13 198H14V197H13ZM8 199H7V200H8ZM10 199H11V198H10ZM54 199H55V198H54ZM54 199H53V203L55 202ZM11 200H12V199H11ZM11 200H8V203H9ZM51 200H52V199H51ZM51 200H50V203H51ZM56 200H60V199H56ZM246 200H247V199H246ZM19 201H20V200H19ZM19 201H18V202H19ZM25 201H26V200H25ZM13 202H14V200H13ZM18 202H17V203H18ZM27 202H28V201H27ZM0 203H1V202H0ZM3 203L5 204L6 202H3ZM10 203H12V202H10ZM22 203H23V202H22ZM18 204H20V203H18ZM18 204H16V205L18 206ZM24 204H27V203H24ZM51 204H52V203H51ZM70 204H71V203H70ZM7 205H8V204H7ZM7 205H4V207L7 206ZM9 205H10V204H9ZM9 205H8V206H9ZM64 205H65V204H64ZM0 206H1V205H0ZM13 206H15V205L13 204ZM13 206H12V207H13ZM17 206H16V207H17ZM19 206H20V205H19ZM29 206H30V205H29ZM29 206L26 205V208H28ZM50 206H51V205H49V207H50ZM66 206H67V205H66ZM68 206H69V205H68ZM9 207H10V206H9ZM23 207H24V206H22V208H23ZM30 207H31V206H30ZM44 207H45V206H44ZM46 207H47V206H46ZM51 207H52V206H51ZM63 207H64V206H63ZM5 208H6V207H5ZM5 208H4V210H5ZM14 208H15V207H13V208H11V209L14 210ZM18 208H20V207H18ZM18 208H17V209H18ZM22 208H20L19 211H21ZM11 209H9V210H11ZM17 209H15V210H17ZM24 209H25V208H24ZM32 209H33V208H32ZM32 209L29 208V209H26V210H32ZM43 209H44V208H43ZM50 209H51V211H49L50 213H51L52 211L57 213V211H55V210H56V207H55V209H53V210H52V208H50ZM2 210H3V209H2ZM15 210H14V211H15ZM57 210H58V208H57ZM60 210H61V209H60ZM63 210H64V209H63ZM63 210H61V211H63ZM5 211H6V210H5ZM5 211H4V212H5ZM14 211H13V212H14ZM17 211H18V210H17ZM24 211H25V210H24ZM33 211H34V210L31 211V214L28 213V211H26V212H27V214H29V215L32 216V215H34V214H32ZM36 211H37V209H36ZM40 211H41V210H40ZM43 211H44V210H43ZM45 211H46V210H45ZM47 211H48V209H47ZM144 211H145V210H144ZM21 212H22V211H21ZM21 212H20V213H21ZM29 212H30V211H29ZM41 212H42V211H41ZM49 212H46V213H48V215H49V217H50V213H49ZM0 213H2V212H0ZM7 213H8V211H7ZM34 213H35V212H34ZM38 213H40V212L37 211V213H35V216H36V214H38ZM42 213H43V212H42ZM42 213H41V214H42ZM44 213H45V212H44ZM220 213H219V214H220ZM263 213H264V211H263ZM5 214H6V213H5ZM12 214H13V213H11V215H12ZM14 214L16 215V212H15ZM21 214H22V213H21ZM23 214H25V212H24ZM41 214H40V215H41ZM1 215H2V214H1ZM18 215H19V214H18ZM40 215H39V216H40ZM55 215H56V214H55ZM57 215H59V214L57 213ZM216 215H218V214H216ZM4 216H5V215H4ZM8 216H9V215H8ZM27 216H28V215H27ZM27 216L25 215V217H27ZM35 216H32V217H30V218H33V217H35ZM39 216H37V217L39 218ZM46 216H47V214H46ZM51 216H52V214H51ZM219 216H220V215H219ZM1 217H2V216H0V223H1L2 219H3V217H2V218H1ZM10 217H11V216H10ZM17 217H18V216H17ZM17 217H16V218H17ZM23 217H24V216H23ZM37 217H36V218H37ZM53 217H54V213H53ZM57 217H58V216H57ZM59 217H60V216H59ZM217 217H218V216H217ZM217 217H216V218H217ZM36 218H35V220H36ZM38 218H37V220H39ZM42 218H43V217H42ZM44 218H45V216H44ZM47 218H48V217H47ZM50 218H51V217H50ZM50 218H49V219H50ZM60 218H61V217H60ZM27 219H29V218H27ZM33 219H34V218H33ZM33 219H32V220H33ZM58 219H59V218H58ZM66 219H67V218H66ZM90 219H91V218H90ZM93 219H94V218H93ZM148 219H149L150 221H156V220L159 219V218H157V217H153V218H152V217H149ZM250 219H249V220H250ZM5 220H6V219H5ZM9 220H10V219H9ZM15 220H17V219H15ZM25 220H26V219H25ZM30 220H31V219H30ZM30 220H28V221H29L28 223H32V221L30 222ZM40 220H41V219H40ZM43 220L46 221L45 219H43ZM47 220H48V219H47ZM53 220H54V219H53ZM59 220H60V219H59ZM64 220H65V219H64ZM64 220H63V221H64ZM70 220H71V219H70ZM95 220H96V219H95ZM253 220H252V221H253ZM7 221H8V220H7ZM10 221H11V220H10ZM12 221H13V220H12ZM21 221H22V220H21ZM61 221H62V220H61ZM65 221H66V220H65ZM73 221H74V220H73ZM90 221H91V220H90ZM158 221H160V220H158ZM13 222H14V221H13ZM33 222H34V220H33ZM35 222H37V221H35ZM48 222H49V221H46L45 223H48ZM52 222H53V221H52ZM56 222H57V221H56ZM59 222H60V221H59ZM70 222H71V221H70ZM76 222H77V221H76ZM213 222H214V221H213ZM5 223H6V222H5ZM8 223H9V222H8ZM10 223H11V222H10ZM16 223H17V222H16ZM22 223H23V222H22ZM26 223H27V220H26ZM39 223H40V222H39ZM39 223H37V225H38ZM53 223H54V222H53ZM57 223H58V222H57ZM62 223H63V222H62ZM62 223H61V224H62ZM66 223H67V222H66ZM1 224H2V223H1ZM11 224H13V223H11ZM14 224H15V223H14ZM19 224H20V223H19ZM41 224H42V223H41ZM50 224H51V223H50ZM58 224H59V223H58ZM245 224H246V223H245ZM2 225H4V224H2ZM16 225H17V224H16ZM22 225H24V223H23ZM22 225H21V226H22ZM37 225H35V226H37ZM48 225H49V224H48ZM48 225H47V226H48ZM75 225H76V224H75ZM8 226H9V225H8ZM30 226H31V225H30ZM35 226H34V227H35ZM43 226H44V224H43ZM49 226H50V225H49ZM52 226H53V225H52ZM60 226H61V225H60ZM60 226L57 225V226H56L57 228H56V229L54 228V229H55L56 231H58V230H60V229H58ZM67 226H69V225H67ZM84 226H85V225H84ZM9 227H10V226H9ZM12 227H13V225H12ZM12 227H11V228H12ZM23 227H24V226H23ZM23 227H22V228H23ZM45 227H46V226H45ZM70 227H71V226H70ZM74 227H75V226H74ZM93 227H95V225H94ZM4 228H5V227H4ZM27 228H28V226H27ZM27 228H23V229H27ZM32 228H33V227H32ZM36 228H37V227H36ZM36 228H35V229H36ZM47 228H48V227H47ZM52 228H53V227H52ZM63 228H64V227H63ZM65 228H66L65 230H68V229H69V228L67 229L66 226H65ZM71 228H73V227H71ZM82 228H83V227H82ZM82 228H81V229H82ZM28 229H30V228H28ZM37 229H38V228H37ZM48 229H49V228H48ZM50 229H51V228H50ZM57 229H58V230H57ZM86 229H87V228H86ZM8 230H9V229H8ZM11 230H12V229H11ZM14 230H15V229H14ZM31 230H32V229H31ZM44 230H45V229H44ZM51 230H52V229H51ZM62 230H63V229H62ZM70 230H71V229H70ZM77 230H78V229H77ZM15 231H16V230H15ZM26 231H28V230H26ZM33 231H34V230H33ZM40 231H41V230H40ZM53 231H54V230H53ZM53 231H52V232H53ZM60 231H61V230H60ZM83 231H84V230H83ZM6 232H7V231H6ZM12 232H13V231H12ZM20 232H22V230H21ZM23 232H24V231H23ZM35 232H36V231H35ZM37 232H38V231H37ZM62 232H63V231H62ZM70 232H71V231H70ZM80 232H81V231H80ZM86 232H87V231H86ZM18 233H19V232H18ZM18 233H15V234H13V235L16 236V234L18 235ZM31 233H32V232H31ZM39 233H40V232H39ZM41 233L43 234V232H41ZM59 233H60V232H59ZM65 233H66V232H64L63 234H65ZM77 233H78V232H77ZM87 233H88V232H87ZM239 233H240V234H239ZM2 234H3V233H2ZM10 234H11V232H10ZM19 234H20V233H19ZM25 234H26V233H25ZM48 234L50 235V233H48ZM52 234H54V233H52ZM67 234H68V232H67ZM0 235H1V233H0ZM20 235H24V233H22V234H20ZM44 235H45V233H44ZM44 235H43V237H44ZM55 235H56V234H54V237H55ZM60 235H61V234H60ZM60 235H59V237H60ZM72 235H73V234H72ZM195 235H197V234H195ZM1 236H2V235H1ZM3 236H4V239H3V240L6 241V240L8 239V237H6V238H7V239H6V238H5L6 235H3ZM11 236H12V235H11ZM15 236H14V238H15ZM26 236H27V235H25V237H26ZM45 236H46V235H45ZM64 236H65V235H64ZM69 236H70V235H69ZM74 236H75V234H74ZM76 236H77V235H76ZM192 236H193V235H192ZM9 237H10V236H9ZM18 237H19V236H18ZM29 237H30V236H29ZM33 237H34V235H33ZM33 237H32V238H33ZM36 237H37V235H36ZM49 237H51V236H49ZM79 237H80V236H79ZM193 237H195V236H193ZM12 238H13V237H12ZM16 238H17V236H16ZM21 238H22V237L20 236L19 239H21ZM0 239H1V238H0ZM22 239H23V238H22ZM22 239H21V240H22ZM50 239H51V238H50ZM70 239H71V236H70ZM79 239H80V238H79ZM235 239H236V241H235ZM3 240H2V241H3ZM29 240H30V239H29ZM32 240H33V239H32ZM64 240H66V239H64ZM75 240H76V239H75ZM4 241H3V242H4ZM8 241H9V240H8ZM10 241H12V240L10 239ZM10 241H9V243H10ZM13 241H14V240H13ZM15 241H16V240H15ZM15 241H14V242H15ZM17 241H18V243L21 242V241L18 240V239H17ZM19 241H20V242H19ZM22 241H23V240H22ZM27 241H28V240H27ZM56 241H57V240H56ZM28 242H29V241H28ZM32 242H33V241H32ZM32 242H31V243H32ZM54 242H55V241H54ZM11 243H12V242H11ZM15 243H16V242H15ZM21 243H22V242H21ZM21 243H20V246H18L19 244H18L17 246H16V244H12V245H13V246L15 245V246H16V249H17V247H18V248H19V247H22V248H23V246H25V245L22 246ZM26 243H27V242H26ZM26 243H24V244H26ZM34 243H35V242H34ZM55 243H57V242H55ZM63 243H64V242H63ZM6 244H8V243H6ZM22 244H23V243H22ZM226 244H227V245H226ZM0 245H2V244H0ZM26 245H28V243H27ZM29 245H30V247H32L31 244H29ZM29 245L26 246L25 248H29ZM60 245H61V244H60ZM2 246H3V245H2ZM4 246H5V242H4ZM8 246H9V244H8L7 247L5 248L6 250L8 249ZM61 246H62V245H61ZM11 247H12V246H11ZM11 247H10V248H11ZM56 247H58V246H56ZM67 247H68V246H67ZM0 248H1V247H0ZM13 248L15 249V247H13ZM22 248H20V250H21V252H19L20 254L23 253V252H22L23 250L25 251V248H24V249H22ZM185 248H186V247H185ZM185 248H184V250H186V253H183V254H182V252H180V254H177V253H176V254L170 255L171 258H172V259H170V260H171V261H170L171 264H184L185 262L187 263V261H189L190 258H188V257H189L190 254L193 253V250L190 251V250L188 249V252H187V249H185ZM211 248H212L211 250H213V251L216 250L215 247H213V246H212ZM16 249H15V250H16ZM42 249H43V248H42ZM197 249H198V248H197ZM197 249H196V250H197ZM205 249H206V248H205ZM8 250H9V249H8ZM18 250H19V249H18ZM20 250H19V251H20ZM31 250H32V249H30L29 251H31ZM11 251H12V249H11ZM11 251H10V252H11ZM13 251H14V250H13ZM13 251H12V252H13ZM32 251H33V250H32ZM32 251H31V252H32ZM56 251H57V250H56ZM62 251H63V250H62ZM25 252H27V251H25ZM194 252H195V250H194ZM207 252H208V251H207ZM0 253H2V252H0ZM3 253H4V252H3ZM6 253H7V252H6ZM32 253H34V252H32ZM41 253H42V251H41ZM53 253H54V252H53ZM68 253H69V252H68ZM72 253H73V252H72ZM166 253H167V252H166ZM168 253H169V252H168ZM198 253H199V252H198ZM205 253H206V252H205ZM4 254H5V253H4ZM15 254H16V253H15V251H14V252L11 254V256L13 255V257H14V261L16 260V262L18 263L19 261H17V260H19V259H15V256H14ZM25 254H27V253H25ZM29 254H30V253H29ZM29 254H28V259H29ZM64 254H67V253H64ZM184 254H185V255H184ZM186 254H188V255H186ZM195 254H196V253H195ZM200 254H201V253H200ZM202 254H203V253H202ZM6 255H9V254H6ZM22 255H23V254H21V257H22ZM35 255H36V254H35ZM43 255H44V254H43ZM51 255H52V257H53V254H52V253H51ZM67 255H68V254H67ZM99 255H100V254H99ZM207 255H208V254H207ZM9 256H10V255H9ZM30 256H32V255L30 254ZM54 256H55V254H54ZM190 256H192V255H190ZM1 257H2V255H1ZM5 257H6V256H5ZM5 257H4V260H3L2 258L0 259V261L3 260V263H2V262H1V263H2V264H5V263H6V264H9V263L5 262V261H6ZM7 257H8V256H7ZM18 257H19V256H18ZM21 257H20V258H21ZM32 257H33V256H32ZM43 257H44V256H43ZM55 257H56V256H55ZM80 257H81V256H80ZM16 258H17V257H16ZM24 258H25V256H24ZM35 258H36V257H35ZM38 258H39V257H38ZM56 258H57V257H56ZM7 259H8V258H7ZM12 259H13V258H12ZM12 259L10 258V260H12ZM21 259H22V258H21ZM21 259H20V261H21ZM28 259H26V260L24 259V261H28ZM31 259H32V258H31ZM42 259H43V258H42ZM50 259H51V258H50ZM57 259H58V258H57ZM77 259H78V258H77ZM192 259H193V258H192ZM10 260H8V262H10ZM38 260H39V259L33 260V261H32V264L35 263L36 261H37V264H38ZM40 260H41V259H40ZM48 260H49V259H48ZM48 260H46V261H48ZM53 260H55V259H53ZM60 260H62V259H60ZM190 260H191V259H190ZM22 261H23V260H22ZM24 261H23V262H24ZM46 261H45V262H46ZM55 261H58V260H55ZM55 261H54V264H56ZM76 261H77V260H76ZM12 262H13V261H12ZM16 262H13V263L17 264ZM23 262H22L21 264H23ZM29 262H30V260H29L28 262H25V263H29ZM40 262H41V261H39V264H40ZM51 262H52V261H51ZM170 262H169V263H170ZM13 263H11V264H13ZM58 263L61 264L60 262H57V264H58ZM96 263H97V262H96ZM188 263H189V262H188ZM19 264H20V263H19ZM29 264H30V263H29ZM44 264H45V263H44ZM52 264H53V262H52Z\"/></svg>",
    "mask_w": 264,
    "mask_h": 264
},
{
    "label": "water",
    "instance_id": "obj_3",
    "mask_svg": "<svg viewBox=\"0 0 264 264\" xmlns=\"http://www.w3.org/2000/svg\"><path fill=\"white\" fill-rule=\"evenodd\" d=\"M264 0H194L195 15L200 21H204L207 28L199 23L197 29L205 36L204 43L209 52L205 63L210 64L213 69L221 68L213 73L223 75L229 63L232 62L235 51L241 49V42L248 39L240 32L239 28L244 20L249 21L256 33V38L264 34V7L255 20L248 19L249 6L264 5ZM249 28V31L250 29ZM255 28V29H254ZM194 30V31H198ZM200 32V31H199ZM250 34V32H249ZM261 34V35H260ZM207 40V43L205 42ZM211 52V53H210ZM234 53V55H235ZM212 69V70H213ZM222 77V76H221ZM221 81L223 79L221 78ZM264 209L259 210L251 221L241 232V238L234 246L227 247L219 252L213 253L190 262L189 264H264ZM159 219L153 222H158ZM240 234V233H239Z\"/></svg>",
    "mask_w": 264,
    "mask_h": 264
}]
</instances>
